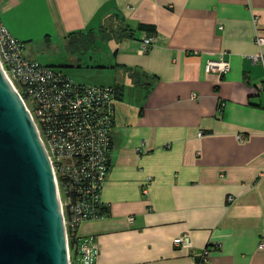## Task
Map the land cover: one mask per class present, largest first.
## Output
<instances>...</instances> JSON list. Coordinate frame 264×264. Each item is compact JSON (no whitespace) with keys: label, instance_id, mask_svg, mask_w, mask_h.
Instances as JSON below:
<instances>
[{"label":"crops","instance_id":"obj_1","mask_svg":"<svg viewBox=\"0 0 264 264\" xmlns=\"http://www.w3.org/2000/svg\"><path fill=\"white\" fill-rule=\"evenodd\" d=\"M0 22L27 57L57 40L70 50L71 33L132 29L103 41L117 92L109 212L78 229L96 264H264V64L250 58L264 0H0ZM210 58L229 71L205 72ZM182 234L191 247L173 243Z\"/></svg>","mask_w":264,"mask_h":264},{"label":"built area","instance_id":"obj_2","mask_svg":"<svg viewBox=\"0 0 264 264\" xmlns=\"http://www.w3.org/2000/svg\"><path fill=\"white\" fill-rule=\"evenodd\" d=\"M254 24L257 19H253ZM259 50L252 61L264 64L261 50L264 37L255 28ZM155 41L145 36L140 52ZM0 67L22 98L45 148L59 205L70 264H96L98 245L93 235L78 232L81 223L108 215V204L102 189L112 154L111 129L114 121L116 88L109 84H84L69 78L59 67L42 64L24 53V43L14 37L0 22ZM227 59L210 58L204 64L207 73L225 74ZM264 89V83L259 86ZM200 134V133H199ZM240 141L245 136H236ZM143 192H147L143 187ZM233 196H228L232 201ZM132 222L133 217L129 216ZM69 239H75L74 247ZM177 246L189 248L187 234L173 239ZM262 246V244H261ZM207 250L203 251L205 254Z\"/></svg>","mask_w":264,"mask_h":264},{"label":"water","instance_id":"obj_3","mask_svg":"<svg viewBox=\"0 0 264 264\" xmlns=\"http://www.w3.org/2000/svg\"><path fill=\"white\" fill-rule=\"evenodd\" d=\"M0 264H70L45 148L1 67Z\"/></svg>","mask_w":264,"mask_h":264},{"label":"rangeland","instance_id":"obj_4","mask_svg":"<svg viewBox=\"0 0 264 264\" xmlns=\"http://www.w3.org/2000/svg\"><path fill=\"white\" fill-rule=\"evenodd\" d=\"M40 54L35 58L42 64L55 65L64 70L72 80L84 84H109L112 72L105 67L112 60L109 46L103 45V40L92 41L80 50H68L62 40H57L50 46L36 48ZM26 55L27 52L25 51Z\"/></svg>","mask_w":264,"mask_h":264},{"label":"trees","instance_id":"obj_5","mask_svg":"<svg viewBox=\"0 0 264 264\" xmlns=\"http://www.w3.org/2000/svg\"><path fill=\"white\" fill-rule=\"evenodd\" d=\"M141 28H145L147 30H153V27L151 25L141 24ZM80 35V36H79ZM75 35V33H71L70 40H69V49L70 51L80 50L82 47H86L90 42H92L93 36L90 35ZM132 35V29H130L127 25L125 26H118L114 28L113 26H103L100 29L99 37L100 40H109L111 38H127ZM75 239H69V246L72 248L74 247Z\"/></svg>","mask_w":264,"mask_h":264}]
</instances>
